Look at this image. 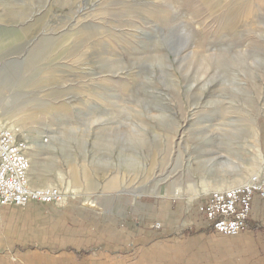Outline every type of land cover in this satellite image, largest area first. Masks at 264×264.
Masks as SVG:
<instances>
[{
  "label": "rangeland",
  "instance_id": "1",
  "mask_svg": "<svg viewBox=\"0 0 264 264\" xmlns=\"http://www.w3.org/2000/svg\"><path fill=\"white\" fill-rule=\"evenodd\" d=\"M0 99L33 187L71 185L53 207L171 196L205 221L202 181L264 164V0H0Z\"/></svg>",
  "mask_w": 264,
  "mask_h": 264
},
{
  "label": "crops",
  "instance_id": "2",
  "mask_svg": "<svg viewBox=\"0 0 264 264\" xmlns=\"http://www.w3.org/2000/svg\"><path fill=\"white\" fill-rule=\"evenodd\" d=\"M117 199L111 211L76 196L63 209L0 206V264H264L253 259L264 198L254 196L247 227L233 236L211 228L176 197ZM154 221L161 227H152Z\"/></svg>",
  "mask_w": 264,
  "mask_h": 264
},
{
  "label": "built area",
  "instance_id": "3",
  "mask_svg": "<svg viewBox=\"0 0 264 264\" xmlns=\"http://www.w3.org/2000/svg\"><path fill=\"white\" fill-rule=\"evenodd\" d=\"M28 144L0 122V206H25L29 202L62 206L67 196L53 186L30 187L26 156ZM264 198V172L247 181L222 190L206 193L198 211L208 225L223 235L233 236L247 227L254 196ZM160 228V222L152 224Z\"/></svg>",
  "mask_w": 264,
  "mask_h": 264
},
{
  "label": "bare ground",
  "instance_id": "4",
  "mask_svg": "<svg viewBox=\"0 0 264 264\" xmlns=\"http://www.w3.org/2000/svg\"><path fill=\"white\" fill-rule=\"evenodd\" d=\"M3 106H4L3 105V101H2V99H0V108L3 107ZM0 117H1L0 120L4 119V121L3 120L2 121L5 123V124H3L0 121L2 126L5 127L6 129L10 130L11 132L14 131L13 133L14 134L16 133V136H18L19 133L15 130L14 124L6 122V119L10 118L9 117V112L8 111H3L1 113ZM28 149L29 148L27 147V150L25 152L26 156H27V158H28V160L30 162L29 171H28L29 172L28 179H30V181H29L30 187H33L35 181L38 180L39 173H38V170H34V164L32 162L31 153H28ZM249 166L250 167L243 168V171H242L241 174H239L237 177L231 178L230 180H224V179L222 180L221 179V180H219L217 182H214V183L213 182L209 183V182L202 181L201 184H200V186H201L200 188H201L202 192H206L209 189L222 190V189H226V188H230V187L239 185V184L243 183V182H241L242 178L243 179L245 178V181H247L251 176L259 175L258 172L256 174H251V172L252 171H260V169L262 167L261 158L258 155L254 154L253 155V160L249 164ZM32 173H33V175H32ZM249 174H251V175L249 176ZM30 175H32V176H30ZM247 176H249V177L247 178ZM228 183H229V186L223 188V186H225V184H228ZM50 185H52L53 187L57 188L58 190L62 189L64 192H67V190H69L71 188V185L69 184V182H66V184H64L63 186H61V185L57 186V185H54V184H47L48 187H50Z\"/></svg>",
  "mask_w": 264,
  "mask_h": 264
}]
</instances>
